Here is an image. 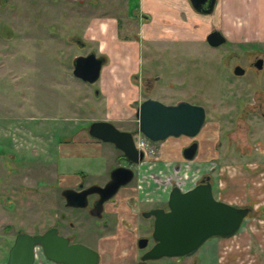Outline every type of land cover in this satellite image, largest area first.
Listing matches in <instances>:
<instances>
[{
    "label": "rangeland",
    "instance_id": "1",
    "mask_svg": "<svg viewBox=\"0 0 264 264\" xmlns=\"http://www.w3.org/2000/svg\"><path fill=\"white\" fill-rule=\"evenodd\" d=\"M105 1L0 0V264H7L16 234L51 226L94 245L99 238L100 264H137L142 250L136 241L149 237L153 220L141 213L166 207L172 186L186 190L208 175L214 197L227 198L218 192V168L264 158V44L152 43L135 39L138 25L121 15L117 30L137 42L117 50L124 85L110 102L99 80L90 84L72 75L77 55L94 51L106 58L104 66L112 62L113 45L77 31L82 22L118 16L121 2ZM68 16L72 27L61 22ZM256 58L263 59L261 71L250 66ZM236 65L243 76L234 75ZM148 97L202 105L206 119L199 133L152 143L153 153L133 165V179L104 203L101 218L88 212L95 195L85 208L65 206L63 189H77L81 176L84 186L104 185L125 162L112 144L88 135L89 124L107 120L136 139V110ZM191 142H197L198 154L187 161L181 150ZM96 229L100 236H93ZM217 238L206 239L184 264H230ZM176 263L166 257L153 262ZM35 264H53L39 246Z\"/></svg>",
    "mask_w": 264,
    "mask_h": 264
},
{
    "label": "water",
    "instance_id": "2",
    "mask_svg": "<svg viewBox=\"0 0 264 264\" xmlns=\"http://www.w3.org/2000/svg\"><path fill=\"white\" fill-rule=\"evenodd\" d=\"M194 9L209 13L215 0H190ZM206 42L217 47L225 42L224 36L217 29L206 36ZM106 63L103 55L94 51L86 55H77L72 59V75L82 81L93 84ZM262 68V59L255 64ZM235 75H242L243 68L236 65ZM137 133L150 142L163 141L168 137H195L202 128L205 119V108L186 100L165 104L148 97L142 100L136 110ZM90 137L104 143L112 144L122 152L125 159L134 165L141 163L144 152L138 150L131 131L119 130L107 120L92 121L87 129ZM197 142H191L182 149V157L192 160L196 155ZM134 177L130 167L116 166L108 181L101 186L91 185L81 190L65 188L61 194L65 206L85 208L88 196L97 195L90 209V214L101 216L103 205L127 185ZM250 208L234 206L217 199L213 194L210 176L206 175L193 187L182 190L178 185L171 187L166 200V207L150 208L142 212L144 217H152V244L140 256L137 264H151L150 261L162 257H182L193 253L210 237H230L240 228ZM148 238L137 240V247L146 248ZM40 246L45 259L59 264H97L98 254L93 249L80 243L69 244L68 238L58 234V227L51 226L43 233L35 235L21 232L14 239L9 249L7 264H34L35 247Z\"/></svg>",
    "mask_w": 264,
    "mask_h": 264
},
{
    "label": "crops",
    "instance_id": "3",
    "mask_svg": "<svg viewBox=\"0 0 264 264\" xmlns=\"http://www.w3.org/2000/svg\"><path fill=\"white\" fill-rule=\"evenodd\" d=\"M63 1L64 5L68 2L73 4L74 1L83 4L90 2L91 5H96L99 1L106 3L105 0ZM119 1L121 4L117 17L103 15L105 18L92 20L91 23L82 22L79 24L81 28L79 26V29L77 28L86 40H97L101 45L114 46L113 51L108 52L109 55H113L110 56L113 57L112 62L102 66L98 79L101 92L109 96L110 102L119 92L117 89L124 85L122 75L125 72L120 65L122 56L118 49L122 45L137 42L131 39L130 34L121 35L117 30L122 26L121 15L138 25L139 31L136 32L135 39L152 43L197 44L206 41L208 33L217 29L224 36L226 44L237 46L264 44V0H215L209 13L198 12L190 0ZM67 18L69 16L63 17L61 22L72 27V20ZM126 73L129 77V72ZM262 128L264 133V124ZM263 146L264 142L260 148L262 150L260 155L264 153ZM217 176L218 192L227 197L218 199L234 206H247L252 213L243 220L234 235L218 237L216 242L223 246L224 252L230 258V264H264V158H249L241 160L238 164L226 163L218 168ZM203 261L198 262L203 264Z\"/></svg>",
    "mask_w": 264,
    "mask_h": 264
},
{
    "label": "flooded vegetation",
    "instance_id": "4",
    "mask_svg": "<svg viewBox=\"0 0 264 264\" xmlns=\"http://www.w3.org/2000/svg\"><path fill=\"white\" fill-rule=\"evenodd\" d=\"M77 42H79V41H77ZM223 44H225V42L223 43ZM223 44H221V45H223ZM210 46V45H209ZM212 47V46H211ZM97 55V54H96ZM99 56V55H98ZM258 59H262V58H256V60L255 61H251L250 62V66L251 67H255L257 70H260L261 71V69L262 68H257L256 67V63L258 62ZM235 67V66H234ZM262 67H263V59H262ZM234 69V68H233ZM244 73H245V70H244V68H243V74L242 75H235V76H243L244 75ZM187 145H189V144H187ZM187 145H185V146H187ZM198 145V144H197ZM184 146V147H185ZM183 147V148H184ZM182 148V149H183ZM197 149H198V146H197ZM118 150V149H117ZM197 152V151H196ZM120 153H121V156H122V159H124V163H121V164H119L118 166H126V167H130V168H132L133 167V165L134 164H132L131 162H129V161H127L126 159H125V157H124V155L122 154V152L120 151ZM181 153H182V150H181ZM133 169V168H132ZM134 170V169H133ZM83 177L84 176H81V178H80V176H79V178H80V180H79V182L77 183V189H75V190H81V189H83V188H85V187H87V186H84V179H83ZM200 182V181H199ZM96 196V198H97V195H95ZM88 201H89V196H88ZM94 201V200H93ZM93 203V202H92ZM92 207V206H91ZM91 209V208H90ZM90 209H89V214H90ZM91 215V214H90ZM141 215H142V213H141ZM91 216H93V215H91ZM93 217H95V218H101L102 217V213H101V216H99V217H96V216H93ZM152 224H153V220H152ZM152 224H151V230H150V235H149V237H146V238H148V244H147V246H146V248H143V249H140V250H142V254H143V252L147 249V248H149V246L152 244V240H151V238H150V236H151V231H152ZM57 227V226H56ZM45 231V230H44ZM44 231H42V232H36V233H34V234H32V235H35V234H38V233H43ZM92 232H94V234H93V236L94 235H96V236H100V233L102 232L100 229H96V230H92ZM21 233V232H20ZM97 233V234H96ZM30 234V233H29ZM58 234H60V235H62V236H64V237H66V238H68V241H69V244H74V243H80V244H82V245H85V246H87V247H89V248H91V249H93L94 251H96L97 252V254H98V262H97V264H100L101 263V258H102V255H101V251L99 250V247H98V244H99V242H100V239L99 238H97L96 239V244L94 245L93 243H90V242H87V240H85L84 238H79L78 237V235H75V234H73V235H71V234H61V232L59 231V229H58ZM17 235V234H16ZM16 237V236H15ZM139 238H143V237H139ZM138 238V239H139ZM15 239V238H14ZM137 239V240H138ZM13 243H14V241H13ZM136 246H137V241H136ZM138 248V247H137ZM8 254H9V251H8ZM141 254V255H142ZM140 255V256H141ZM192 255V253L191 254H189V255H187V256H182V257H166V258H174L175 259V261H177V263L176 264H184V260L186 259V258H188V257H190ZM45 258V257H44ZM163 258V257H162ZM161 259V258H160ZM160 259H157V260H154V261H158V260H160ZM46 261H48V262H50V263H53V264H59V263H55V262H52V261H49V260H47V259H45ZM154 261H150V263L151 264H153V262ZM139 262V261H138ZM137 262V263H138ZM198 263V261H196L195 259H192L191 261H190V263L189 264H197ZM34 264H35V260H34Z\"/></svg>",
    "mask_w": 264,
    "mask_h": 264
},
{
    "label": "built area",
    "instance_id": "5",
    "mask_svg": "<svg viewBox=\"0 0 264 264\" xmlns=\"http://www.w3.org/2000/svg\"><path fill=\"white\" fill-rule=\"evenodd\" d=\"M134 142H135V145L138 148V150H142L144 152V156H146V155H148L150 153H153L152 147L150 146L152 144V142H150L143 135H141V134L137 135V138L134 139ZM37 247L38 246H36L35 249H34V251H35V258H36V248Z\"/></svg>",
    "mask_w": 264,
    "mask_h": 264
}]
</instances>
